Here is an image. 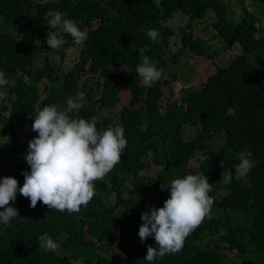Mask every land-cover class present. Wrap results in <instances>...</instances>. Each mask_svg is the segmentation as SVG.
Returning a JSON list of instances; mask_svg holds the SVG:
<instances>
[{
    "label": "trees",
    "instance_id": "16d2710c",
    "mask_svg": "<svg viewBox=\"0 0 264 264\" xmlns=\"http://www.w3.org/2000/svg\"><path fill=\"white\" fill-rule=\"evenodd\" d=\"M239 1L242 18L235 22L228 17L229 0H0V71L7 81H14L0 89L7 93L0 105V124L9 127L7 145L1 147L0 142V177L11 176L22 186V173L30 171L24 155L28 141L36 135L27 134L20 146L21 131L31 127L36 110L44 105L68 111L67 98L78 100L81 92V76L96 82L83 93L86 107L68 115L94 118L98 130L119 124L127 140L121 162L103 180L94 182L95 195L79 213H61L39 201L33 209L17 193L10 206L20 217L10 226L0 224V264H149L144 257L147 246H155V241L148 237L141 242L138 236L146 195L154 184L188 174L208 177L212 187L208 195L214 199L211 219L205 218L186 238L181 251L152 264H264V36L253 39L255 33H264V19L254 15L259 3L264 16V0H252L250 11L246 0ZM49 10L64 13L87 33L83 46L63 34L66 44L59 50L49 48L44 35L59 32L47 25ZM210 12L214 17L209 26L216 31L217 46L194 39L192 23ZM178 13L190 19L181 28L183 48L210 57L240 46L241 54L210 76L201 90L182 91L181 105L168 102L162 116L163 87L171 85L165 79L174 35L168 23ZM151 28L160 33L159 43L147 37L146 30ZM132 43L137 50L147 48L144 55L162 72L151 86L144 85L135 71L140 60L138 51L130 48ZM71 48L77 49L78 60L63 72L49 55L58 56L62 63ZM42 55L44 61L38 66ZM173 59L178 61L177 55ZM83 87L86 90L87 83ZM122 93L130 94L129 107L122 108L116 119L101 116L121 103ZM229 107L234 115H226ZM194 127L195 136L185 138V129ZM218 136L224 144L216 147ZM245 150L252 153L255 167L236 178L238 153ZM16 156L21 158L16 167L3 170ZM193 159L196 168L190 165ZM148 162L163 166L156 179L146 176ZM224 172L233 177L228 184L223 182ZM128 180L132 188L126 186ZM127 193L129 197L124 198ZM112 194L116 199L109 205L105 196ZM168 196L165 188L157 208ZM61 232L68 239L55 252L39 247L38 236L47 233L57 240ZM116 233L118 255H104ZM224 252L237 258L227 259Z\"/></svg>",
    "mask_w": 264,
    "mask_h": 264
},
{
    "label": "clouds",
    "instance_id": "9594fccd",
    "mask_svg": "<svg viewBox=\"0 0 264 264\" xmlns=\"http://www.w3.org/2000/svg\"><path fill=\"white\" fill-rule=\"evenodd\" d=\"M45 19L48 27L59 29V32L47 33L45 43L50 49L59 50L66 44L63 34L70 36L75 45L83 46L87 33L73 20L65 18L64 13L49 10ZM146 35L153 43L160 42V33L156 29L146 30ZM262 36L264 33L257 32L253 39L260 40ZM130 48L139 53L140 63L136 66V73L144 85L151 86L161 78V70L144 55L147 48L137 50L134 43L130 44ZM7 83L5 73L0 71V89ZM83 86L78 85L80 91H83ZM6 98L7 93L0 90V100ZM67 108L68 111H78L81 104L69 97ZM68 111L59 110L56 105H44L36 110L31 130L37 135L28 141L24 159L30 171L22 173V186L11 176L0 177V209H3L0 211V224L10 226V221L20 217L18 210L10 206V202L16 200L17 193L27 198L29 207L33 209L39 201L51 210L79 213L81 206L86 207L95 195L94 182L103 180L121 162L122 152L127 146L122 126L117 124L98 130L94 118H73ZM234 114L233 108L226 109V115ZM147 155L152 157L151 149ZM251 155L247 150L238 153L236 178L245 177L255 167ZM139 175H143V172ZM222 178L228 184L233 177L224 172ZM165 188L169 190V196L163 206H149V210L140 216V241L144 242L148 237H153L155 241V246H147L144 257L149 264L181 251L186 238L205 218L211 219L214 199L208 195L212 187L206 175L188 174L172 179L161 184V189ZM66 239L68 236L65 232H61L57 240L47 233L37 237L39 247L45 252H55Z\"/></svg>",
    "mask_w": 264,
    "mask_h": 264
},
{
    "label": "rangeland",
    "instance_id": "374dc122",
    "mask_svg": "<svg viewBox=\"0 0 264 264\" xmlns=\"http://www.w3.org/2000/svg\"><path fill=\"white\" fill-rule=\"evenodd\" d=\"M239 1V0H238ZM237 0H229V13L228 17L232 21L239 22L242 18V12H241V6L239 5ZM256 3V1H255ZM252 0H246V7L248 11L252 10L253 6ZM254 15H260V19H264V16L262 15L261 7L259 3H256V9H254ZM214 17L213 12L208 13V15L203 20H197V22H193L192 26L194 29V39H202V40H209L208 44L212 46H217L219 44L218 39L214 38L216 36V31L212 29L209 25ZM187 23H190V19L187 18L186 15L182 13H178L175 15V17L169 21L168 25L169 27L174 31L172 45L168 54V58H170L168 62V68L166 71L165 79L171 82V85L164 86L163 87V97L160 102V110L162 116L166 113V106L168 105V102H174L177 105H181V92L182 91H199L202 87L205 86L207 79L216 74L217 70L219 68H226L228 67L230 61L241 54V47L236 46L233 49L224 50V53L216 55L214 53V56L211 55L210 57H207L206 55H197L196 53H193L190 49H187V47H182L181 45V28H183ZM209 26V27H208ZM214 36V37H213ZM44 37L47 38V34L44 35ZM218 42V43H217ZM224 45V44H222ZM213 54V53H212ZM177 55L178 61H174L173 56ZM256 54L252 55L251 58H255ZM50 60L56 66L58 69L62 70L63 72H66L70 69H72L73 65L78 60V51L75 48H71L66 53V58L64 62L60 63V60L58 56L55 55H49ZM44 61V55L40 56L36 64L38 66H42V62ZM258 62L261 61V58L257 60ZM91 77L81 76L78 80L79 87H82L84 82L87 83L86 90L81 91L78 96V101L81 104V107H86V101L84 92L90 88V86L96 82V78H94L91 81ZM8 86L14 85V81H8ZM44 85V84H43ZM8 91V90H7ZM131 100V96L129 93H122L121 94V103H119L115 109L112 111H104L101 113V116L108 117L112 119H116L115 117H118V113L120 110L124 107H129V103ZM3 100H0V105ZM8 113H5V115ZM195 130L196 127L192 129H185V138L189 139L195 136ZM0 142L1 147L7 145V140L9 139V127H7L4 124H0ZM184 132V129H183ZM23 135H20L19 144L20 146H24L25 142L27 141V134L37 135V133L33 132L31 130V127H28L26 130L21 131ZM217 141L214 143V145L220 146L224 144V138L222 136L217 137ZM11 151V150H10ZM21 158L19 156L13 157L8 163L6 164V167L3 168V170H11L20 162ZM190 165L194 168L198 167V164L193 159L190 162ZM163 168L162 165H156L154 163L148 162L147 167L145 168V173L148 178L156 179L158 176V172ZM126 186L129 188H132V184L127 182ZM165 189H161V184H154L152 189H150L146 195V205L143 209H141V212H146L149 210V206L158 207L162 194L164 193ZM124 198H128L129 194H124ZM106 201L109 205H113L115 202V195L112 194L111 196H105ZM119 211V209H118ZM118 233H116L110 242H107V249L108 252L104 253V255L108 256H117L118 255ZM227 259H236V255L230 254L227 252H224Z\"/></svg>",
    "mask_w": 264,
    "mask_h": 264
}]
</instances>
